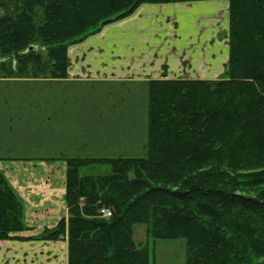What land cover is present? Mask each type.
Wrapping results in <instances>:
<instances>
[{"label":"trees","instance_id":"1","mask_svg":"<svg viewBox=\"0 0 264 264\" xmlns=\"http://www.w3.org/2000/svg\"><path fill=\"white\" fill-rule=\"evenodd\" d=\"M202 1L0 0V79H66L69 48L105 26ZM223 1L225 76L149 80L147 156L66 158L68 217L37 237L15 236L29 230L24 204L0 172V240L66 238L67 264H152L151 241L178 239L185 264H264V0ZM95 162L113 173H80Z\"/></svg>","mask_w":264,"mask_h":264},{"label":"rangeland","instance_id":"2","mask_svg":"<svg viewBox=\"0 0 264 264\" xmlns=\"http://www.w3.org/2000/svg\"><path fill=\"white\" fill-rule=\"evenodd\" d=\"M166 5L175 8L162 18L154 16L153 21L145 22L138 18L132 26L133 31L137 35L139 32L151 35L148 31H151L149 27L154 23L156 35H161L159 29H163L166 35L168 31H172V35H203L205 53L219 43L220 52L218 50L212 57L220 62V73L213 80L222 79L227 72V54L229 59L228 2L212 0ZM208 35L212 37L207 39ZM106 37L109 40L112 38ZM85 41L69 48L72 65L76 67L80 59L94 74L88 72L86 77L78 74L76 77L56 80L0 79L2 155L96 160L147 156L149 79L138 76L122 79L117 72L116 77H109L111 80L100 78L97 73L105 72L111 64L110 58H124L119 53L124 44L110 40L107 45H97L92 52L86 49L80 53ZM188 50L191 51V47ZM224 50L227 51L226 56ZM96 51L101 53V58ZM165 56L157 53L156 59L163 62ZM132 60L130 55V63ZM95 63L101 69H95ZM120 67L122 73L124 68ZM208 71L206 68L205 76H208ZM205 78L208 80L209 77ZM80 173L106 176L113 173V167L109 162H95L82 166ZM138 232L140 240L144 242V231L139 229ZM150 245L156 251L152 264H185L186 244L183 239L151 241Z\"/></svg>","mask_w":264,"mask_h":264},{"label":"crops","instance_id":"3","mask_svg":"<svg viewBox=\"0 0 264 264\" xmlns=\"http://www.w3.org/2000/svg\"><path fill=\"white\" fill-rule=\"evenodd\" d=\"M174 8L171 5H162L161 7L160 5L144 4L130 17L115 24H109L100 33L90 36L85 41V47L80 53L86 49L92 52L97 45H107L112 40L118 44H124V48L122 45L119 52L124 58H110L111 64L110 66L105 64L107 66L105 72L102 74L100 71L96 72L100 78H106V80L116 77L115 72L122 79L135 76L138 78L146 77L149 80L161 78L205 80V77H209L208 80L215 79V76L220 73L218 71H220L221 65L212 56H215L219 50V43L211 51L207 50L205 53L203 51L205 41L203 35H172V31L169 32L168 30V35H166L163 29H159L161 35H156L154 23L149 27L152 32L148 31V33L151 35H143L141 32L137 35L133 31L132 26L135 25L138 18L145 22L152 20L154 16H161L160 18H162ZM176 8L180 9V7ZM140 9L141 11H139ZM106 35L112 36L111 41L107 39ZM211 37L212 35H208L207 39ZM103 40L107 42L103 43ZM189 47H191V51L188 50ZM157 53L166 55L163 62L157 61ZM96 54L101 58V53L96 51ZM96 54L93 53L94 56ZM223 54L226 56L227 51L224 50ZM130 55L133 57L131 63L129 61ZM68 57L70 60L68 78L76 77L78 74L86 77L88 72L89 74L95 73L90 67L81 63L80 59L78 65L74 67L70 49ZM189 58L190 63H188ZM120 66L122 69L124 68L122 73ZM94 68L101 69V66L95 63ZM206 68L209 69L208 76H205ZM3 153L0 152V172L4 174L23 201L25 225L29 228L28 231L15 236L37 237L46 228L52 229L61 220L67 218L68 208L65 200L66 158H15L2 155ZM67 262L68 245L66 238L58 241L0 240V264H67Z\"/></svg>","mask_w":264,"mask_h":264},{"label":"built area","instance_id":"4","mask_svg":"<svg viewBox=\"0 0 264 264\" xmlns=\"http://www.w3.org/2000/svg\"><path fill=\"white\" fill-rule=\"evenodd\" d=\"M100 214L102 217H105V218H110L112 216V212L107 208L101 209Z\"/></svg>","mask_w":264,"mask_h":264}]
</instances>
